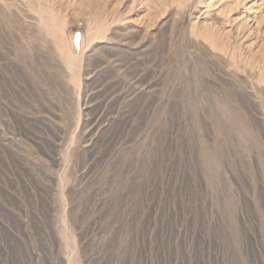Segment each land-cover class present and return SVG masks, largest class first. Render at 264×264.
<instances>
[{
	"label": "rangeland",
	"instance_id": "374dc122",
	"mask_svg": "<svg viewBox=\"0 0 264 264\" xmlns=\"http://www.w3.org/2000/svg\"><path fill=\"white\" fill-rule=\"evenodd\" d=\"M0 264H264V0H0Z\"/></svg>",
	"mask_w": 264,
	"mask_h": 264
}]
</instances>
